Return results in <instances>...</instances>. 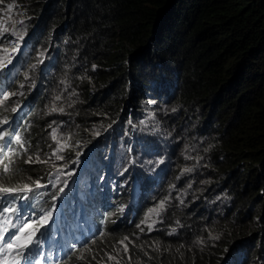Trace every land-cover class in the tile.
I'll return each instance as SVG.
<instances>
[{
    "label": "trees",
    "instance_id": "1",
    "mask_svg": "<svg viewBox=\"0 0 264 264\" xmlns=\"http://www.w3.org/2000/svg\"><path fill=\"white\" fill-rule=\"evenodd\" d=\"M15 1L69 54L64 66L78 76L80 94L67 105L79 136L128 105L137 109L149 84L167 95L174 89L177 128L194 130L202 194L190 209L171 211L183 221L181 237L133 246L145 259L136 264H217L236 244L239 253L264 249V0ZM32 165L18 175H34ZM201 200L222 207L203 212ZM204 230L206 243L192 246Z\"/></svg>",
    "mask_w": 264,
    "mask_h": 264
},
{
    "label": "clouds",
    "instance_id": "2",
    "mask_svg": "<svg viewBox=\"0 0 264 264\" xmlns=\"http://www.w3.org/2000/svg\"><path fill=\"white\" fill-rule=\"evenodd\" d=\"M3 9L0 5V124L5 119L9 123L4 125L5 138L0 139V188L27 186L32 191L27 192V199L19 198L25 195L20 191L0 193V208L19 209L0 215V225L11 231V223L19 228L29 216L31 223L44 212H53L49 224L40 229L44 234H37L41 243L33 244L29 260L20 264H93L95 260L136 264L145 259L142 252L131 249L136 244L140 247L147 237H181L183 221L172 218L171 211L193 206V195L202 194L205 175L198 171V156L193 153L192 126L177 128L175 115L179 114L171 99L174 89L169 87L167 95L149 84L145 87L150 90L140 89L137 109L128 105L126 114L79 136V122L67 105L80 94L78 76L64 66L69 54L52 45L53 36L47 39L39 30L40 18H30L20 5L14 18L22 22L21 28H2ZM39 50L44 51L43 59L36 56ZM41 117L42 134L36 135L34 123ZM108 128L111 133H106ZM115 154L118 161L112 165ZM29 164L37 172L19 176ZM61 187L65 191L53 201ZM199 204L203 212L212 208L213 214L222 207L221 201L207 205L201 200ZM199 234L192 246L206 243V230ZM209 234L214 240V232ZM240 245L229 248L217 264H226L232 257H236L232 264H264L260 244L252 252L244 245L239 253ZM4 260L14 264L20 258L14 250H6L0 256Z\"/></svg>",
    "mask_w": 264,
    "mask_h": 264
},
{
    "label": "snow or ice",
    "instance_id": "3",
    "mask_svg": "<svg viewBox=\"0 0 264 264\" xmlns=\"http://www.w3.org/2000/svg\"><path fill=\"white\" fill-rule=\"evenodd\" d=\"M11 8V6H9ZM22 23V22H21ZM13 111H16V109H13ZM9 121L7 119L4 120L3 124H0V139H4V133L6 131L4 125L8 124ZM11 133H9V137H11ZM15 139L17 141L21 140V137L19 134H16ZM11 141L9 140V143ZM21 147H23V144H21ZM2 154V153H0ZM80 153H78V156ZM57 159H63V157H60L57 155ZM66 167V165H65ZM7 170V169H6ZM185 172L191 171V169H184ZM71 175L72 173H68ZM65 187L67 186V181H64ZM55 186V185H53ZM24 192L25 195L19 197L21 199H27V192L32 191V189L25 186L24 189H10V188H0V193H11V192ZM65 191L64 187H61L59 191L55 194H53L52 199L53 201H56L60 198V194ZM52 209L55 210L56 205L55 203L52 204ZM164 207V203L161 202L160 208ZM19 209L15 208L12 205L4 206L0 208V215L12 213L15 214L18 212ZM53 212L47 211L44 212L43 215H40L36 221H32L29 223L28 221L31 220V216L28 217V220L23 222V224L17 228V225L15 223H11V228L13 230H9L8 227L0 225V256H3L6 252V250H14V254L20 258L19 261H15L14 264H20V261H28L29 255L31 253V248L33 244L39 245L41 243L40 239L38 238L37 234L43 235L44 233L40 231L42 227H45L49 224V221L52 219ZM19 219V217H17ZM127 250V249H125ZM0 264H7V261H0Z\"/></svg>",
    "mask_w": 264,
    "mask_h": 264
},
{
    "label": "rangeland",
    "instance_id": "4",
    "mask_svg": "<svg viewBox=\"0 0 264 264\" xmlns=\"http://www.w3.org/2000/svg\"><path fill=\"white\" fill-rule=\"evenodd\" d=\"M0 5L4 6V9L1 11L2 15H3V22L1 24L2 28H9L11 30L15 28H21L22 23L19 22V20L17 18H14V16H16V14H18V4L15 0H0ZM11 6V8L9 7ZM14 39V38H13ZM7 49H12L10 45H8L6 47ZM36 56L39 59H43L44 57V51L43 50H39L36 53ZM3 63V62H0ZM106 133H111V128H108L106 130ZM118 161V157L116 158V154H115V159L113 161L112 165H116Z\"/></svg>",
    "mask_w": 264,
    "mask_h": 264
}]
</instances>
